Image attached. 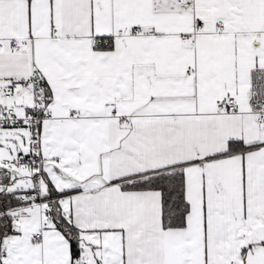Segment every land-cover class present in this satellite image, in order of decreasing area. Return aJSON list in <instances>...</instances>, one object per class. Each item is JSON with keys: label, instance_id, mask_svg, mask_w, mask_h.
I'll list each match as a JSON object with an SVG mask.
<instances>
[{"label": "snow or ice", "instance_id": "obj_1", "mask_svg": "<svg viewBox=\"0 0 264 264\" xmlns=\"http://www.w3.org/2000/svg\"><path fill=\"white\" fill-rule=\"evenodd\" d=\"M0 264H264V0H0Z\"/></svg>", "mask_w": 264, "mask_h": 264}]
</instances>
